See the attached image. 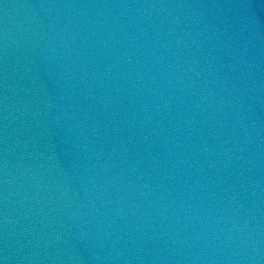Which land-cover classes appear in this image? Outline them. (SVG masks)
<instances>
[{
  "label": "water",
  "instance_id": "95a60500",
  "mask_svg": "<svg viewBox=\"0 0 264 264\" xmlns=\"http://www.w3.org/2000/svg\"><path fill=\"white\" fill-rule=\"evenodd\" d=\"M0 264H264V0H0Z\"/></svg>",
  "mask_w": 264,
  "mask_h": 264
}]
</instances>
